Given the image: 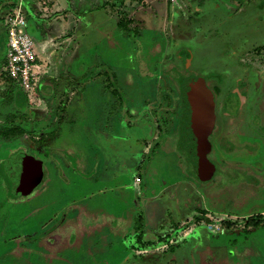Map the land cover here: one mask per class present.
<instances>
[{
    "label": "rangeland",
    "instance_id": "374dc122",
    "mask_svg": "<svg viewBox=\"0 0 264 264\" xmlns=\"http://www.w3.org/2000/svg\"><path fill=\"white\" fill-rule=\"evenodd\" d=\"M40 1L42 20L61 14ZM79 1L91 21L80 16L56 43L58 63L38 55L33 101L0 72V126L17 98L28 105L16 122L33 132L0 134V264H264V223H246L264 218L263 0ZM167 69L207 78L217 94L211 178L191 167ZM226 136L237 157L225 156ZM26 158L42 165L30 191ZM206 213L235 236L196 221ZM109 226L130 236L114 239ZM179 232L175 248H160Z\"/></svg>",
    "mask_w": 264,
    "mask_h": 264
},
{
    "label": "crops",
    "instance_id": "0c3cea01",
    "mask_svg": "<svg viewBox=\"0 0 264 264\" xmlns=\"http://www.w3.org/2000/svg\"><path fill=\"white\" fill-rule=\"evenodd\" d=\"M53 1L55 3L54 8L52 9L53 12H56V13L59 12L61 14H57L55 17L56 19L54 17H52V20L49 23L47 22V19L42 20V18H41L42 12L40 10V7H42L43 3H47V2L41 3L40 0H27L26 11H27V16H28V23H29V20L32 21V27H33V30H35L34 34L37 35L36 37L38 38V39H34L35 43H36V51L38 50L37 49V46H38L37 42L38 41H40L39 44L43 48H45L44 51H42V50L40 51L41 55L37 51V55H39L41 57V59L42 58L45 60L49 59L50 62L56 61L58 63V60H59L58 56H63L64 51H66L65 48L61 46V44L65 43V42L68 43V41H69L68 39H63L64 35L67 34L66 35L67 37L71 36L72 35V33H71L72 28L73 27L76 28L72 24H75V25L79 24L80 23L79 22L80 16H82V15L83 16L85 15L84 17L86 19H90V14L86 11L88 9H85V10H82L83 8L81 9V7L85 8L87 6L86 5L87 3L85 4L86 6H84L85 2H80L79 0H53ZM85 1H87V0H85ZM126 1L128 3V0H126ZM63 3L66 4V6H67V8H64V11H63ZM12 4H13L12 1L0 0V23H1V25H0V47H5L6 49H7L8 33H7V28H6V24H5V20H4V15L8 11V9L12 7ZM59 8H61V10H57ZM86 14H87V16H86ZM154 18H157V17H154ZM89 21H91V19ZM59 40H61L62 42H59ZM56 43L57 44L61 43V44H60V46H57ZM110 44H111V42H110ZM1 61L3 62V64ZM0 63H1L0 72L6 73V71H5L6 70L5 69L6 53H5L3 58L0 57ZM37 65H38V60H37ZM56 65H57L56 68H59V69L64 68V66L62 64H56ZM14 108H15V110H17L16 107H14ZM53 111L54 110L52 109L49 112V114L52 113ZM47 120H48V118H47ZM186 192H189V191L186 189ZM209 212H211V211H209ZM213 215H216V217H218L217 214H213ZM213 215L211 216V214L206 213L205 217L210 219V220H213V218H214ZM222 216H224V215H222ZM223 218H226V217H220V219H223ZM109 227H110L109 231H110L111 235L113 237H115L114 239L120 240V239L124 238V236H127V237L130 236L131 231H129V234L126 233L124 235H120L121 233H123V232H121V229L119 230V228H117L115 226H109ZM257 229L258 228H254L250 234L257 231ZM117 230H118V232H117ZM203 230H204V228H201V230L198 233L203 234ZM250 230H252V229H250ZM225 232H228L226 234L227 236L228 235L229 236H235L234 234L229 233V231L223 230V232H221V233L225 234ZM192 234L193 233L188 235L186 238L188 239L189 237H191ZM214 234H216V233H214ZM195 237L197 238V235ZM203 237H204V235H203ZM193 239L194 238H192V240H191L192 242H190V244H187V246L189 247V251H190V245L194 241ZM233 239L234 240L231 243L233 245H238V240L236 238H233ZM245 249H247V248H245ZM204 251L202 250L199 252L200 257H202V258H203ZM124 257H125L124 261H126V256H124ZM202 258H201V260H202ZM132 264H134V263H132Z\"/></svg>",
    "mask_w": 264,
    "mask_h": 264
},
{
    "label": "built area",
    "instance_id": "2783aa9c",
    "mask_svg": "<svg viewBox=\"0 0 264 264\" xmlns=\"http://www.w3.org/2000/svg\"><path fill=\"white\" fill-rule=\"evenodd\" d=\"M9 1L13 2L12 7L4 15L8 33L5 71L24 94L32 99L30 101H33L39 83L36 71L38 55L35 40L28 29L27 0ZM208 224L210 231L213 233L218 234L224 230L220 223L212 221ZM178 239L179 235L175 234L160 248L164 250L175 248Z\"/></svg>",
    "mask_w": 264,
    "mask_h": 264
},
{
    "label": "trees",
    "instance_id": "16d2710c",
    "mask_svg": "<svg viewBox=\"0 0 264 264\" xmlns=\"http://www.w3.org/2000/svg\"><path fill=\"white\" fill-rule=\"evenodd\" d=\"M262 5H264V0L262 2ZM111 40V38L109 39V41ZM112 44V43H111ZM264 51V47L260 48V51H258V53L260 54L261 52ZM166 72L168 73V75L170 76L171 82L173 84V86L176 88V90H178L179 92V99L181 101V107L183 110V114L181 116V130L178 132V134L182 137L183 139V128H184V123L186 122V116H188L193 110H196L200 103H205L208 104L209 101H212L213 103V109L215 112V128L212 132H215L217 129V103H218V99H217V94L216 92H214L212 90V88L208 85V79L206 78H202L199 76V78H192L190 77V75L185 79V77H181L177 76L176 73H173L174 71H170L168 72V69L166 70ZM9 79L10 77L8 76L7 73H4ZM173 74H176V76H174ZM177 78H182V83H184V85L180 88L179 85L177 84ZM197 80V82H194L191 80ZM11 80V79H10ZM12 83L14 84L15 82L13 80H11ZM186 82V83H185ZM16 85L19 89H21L16 83L14 84ZM25 95V94H24ZM27 96L25 95V98ZM229 98L230 96L227 97L226 100V111L229 107ZM19 100L17 98H14V105L16 107V111H14L12 114L9 115L8 119L6 120L5 124H1L0 128L3 129V132H1V137H3L4 139H9V140H16L18 137L24 135V134H31L33 133L31 130H29L27 127H25L24 124H22L21 122H16V119L18 118L20 111L23 110L25 108L26 105H28V102L25 100V102H23L21 105L19 104ZM48 120L49 121H53V120H57L56 116H54V112L50 113L48 116ZM177 134V136H178ZM34 135V134H33ZM228 137V140H226L223 145H224V150L227 151V153H225L226 155H231L232 153V157H237V155L240 154H236V150L232 148V146H227L228 141L231 139L230 136H226L225 139ZM180 139V140H182ZM234 144V143H233ZM231 144V145H233ZM221 145V144H220ZM209 148H210V143H208V147L206 150V155L208 156L209 154ZM229 148L234 150V153L230 150ZM220 154L222 156H224L223 151L221 150L220 152H218L216 150V156H217V162L218 159L220 161ZM190 155V154H189ZM190 162L192 160V157L190 155L189 157ZM24 160H27L24 159ZM33 158H30V161H32ZM27 162V161H26ZM192 164V165H191ZM191 167L193 168V170L196 172V169L193 165V163L191 162ZM196 221L200 222V221H204L206 223H211V220L204 217V216H199L196 218ZM247 225L249 227H259L262 223H264V218L260 217V216H252L250 218L247 219ZM207 263V261H204ZM211 262V261H210Z\"/></svg>",
    "mask_w": 264,
    "mask_h": 264
},
{
    "label": "water",
    "instance_id": "95a60500",
    "mask_svg": "<svg viewBox=\"0 0 264 264\" xmlns=\"http://www.w3.org/2000/svg\"><path fill=\"white\" fill-rule=\"evenodd\" d=\"M183 126L186 135L184 143L193 155L192 163L197 175L204 179L211 178L215 173V165L208 160L206 148L209 143V136L215 128V112L212 101H209L208 104L200 103L199 107L186 117ZM26 164L23 166L25 170L22 178L28 179L30 183L38 182L42 170L41 162L30 161L27 158ZM31 186L27 187L26 191H30Z\"/></svg>",
    "mask_w": 264,
    "mask_h": 264
},
{
    "label": "flooded vegetation",
    "instance_id": "af4514ba",
    "mask_svg": "<svg viewBox=\"0 0 264 264\" xmlns=\"http://www.w3.org/2000/svg\"><path fill=\"white\" fill-rule=\"evenodd\" d=\"M212 133H215V132H212ZM212 133H211V135H212ZM211 135L209 136V139H210ZM185 136H186V135L184 134V131H183V140L185 139ZM209 141H210V140H209ZM207 147H208V146H207ZM187 148H188V147H187ZM188 150H189V148H188ZM206 150H207V148H206ZM189 154L191 155V157L193 156V155L190 153V150H189ZM208 160H209V159H208ZM209 161H210V160H209ZM191 162H192V160H191ZM210 162H211V161H210ZM212 163H213V162H212ZM25 181H27V182H26V183H27V184H26V188L29 187V186L32 184V183H30V182L28 181V179H27V180L25 179ZM176 234L179 235L180 232H179V233H176ZM174 235H175V234H174ZM185 239H187V238H186V234H185Z\"/></svg>",
    "mask_w": 264,
    "mask_h": 264
}]
</instances>
